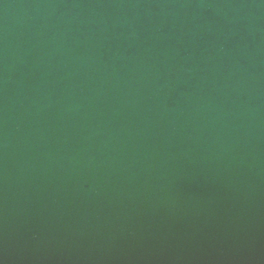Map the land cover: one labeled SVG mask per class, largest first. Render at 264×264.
<instances>
[{
    "label": "water",
    "instance_id": "1",
    "mask_svg": "<svg viewBox=\"0 0 264 264\" xmlns=\"http://www.w3.org/2000/svg\"><path fill=\"white\" fill-rule=\"evenodd\" d=\"M0 264H264V0H0Z\"/></svg>",
    "mask_w": 264,
    "mask_h": 264
}]
</instances>
